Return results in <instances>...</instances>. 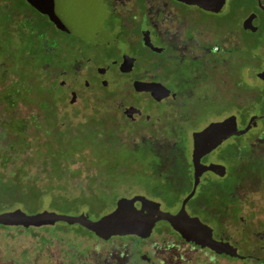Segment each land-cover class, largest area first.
I'll return each instance as SVG.
<instances>
[{
  "label": "flooded vegetation",
  "instance_id": "flooded-vegetation-1",
  "mask_svg": "<svg viewBox=\"0 0 264 264\" xmlns=\"http://www.w3.org/2000/svg\"><path fill=\"white\" fill-rule=\"evenodd\" d=\"M23 1L22 12L12 9L11 19L26 16L30 32L50 44L51 56L58 63L62 58L54 55L56 42L50 39L55 32L100 47L98 57L88 51L85 60H100L94 71L102 86H107L105 74L110 66L128 77L124 91L142 101L123 98L116 104L124 120L145 131L167 132L174 144H179L178 134L173 135L178 125L187 127V179L180 157H167L158 168L160 184L175 200L163 205L162 200L142 192L118 198L142 195L158 203L162 211L176 214L183 209L188 217L209 226L214 240L236 250V254L216 253L184 238L168 221L159 220L148 236L129 235L136 247H130L124 236L102 240L94 235L101 244L99 250L90 245L91 260L125 264L121 255L133 249L131 264H264V125L255 123L242 134L226 136L203 154L200 168H212L201 172L197 181L192 160L193 134L209 124L235 116L237 130H241L252 115L264 119L260 77L264 72V0H204L208 6L202 0ZM249 50L260 66L251 75ZM234 52L241 54L236 62L239 76L230 85ZM60 77L64 73L58 68L56 88L70 94L67 99L75 104L76 91ZM135 83L148 90L136 89ZM254 102L261 109L249 112ZM242 114L249 115L239 123ZM223 130L227 132L226 125ZM215 138V134L205 137L208 143ZM134 206L140 208L141 203L136 201Z\"/></svg>",
  "mask_w": 264,
  "mask_h": 264
},
{
  "label": "rangeland",
  "instance_id": "rangeland-1",
  "mask_svg": "<svg viewBox=\"0 0 264 264\" xmlns=\"http://www.w3.org/2000/svg\"><path fill=\"white\" fill-rule=\"evenodd\" d=\"M8 2L10 9L22 12L24 1L0 0V212L47 209L69 215L85 212L90 219H97L113 209L120 195L142 192L162 200L163 205L173 202L175 199L160 184L158 168L165 165L167 157H180L187 179V127L178 125L173 135L178 134L179 144H174L167 132L145 131L139 124L124 120L116 104L123 98L142 101L124 91L128 77L110 66L105 74L107 86H102L94 71L100 60H85L88 51L98 57L100 47L87 46L58 32L50 37L56 42L54 55L62 58L58 67L64 77L58 80L71 84L77 101L70 104V94L46 87L37 75L28 77V98L16 96L17 85L12 82L22 64L21 52L33 46L25 58L28 66L34 65L40 55L34 42L19 39L23 31L31 33L28 21L21 15L11 22ZM16 34L18 39L14 40L11 36ZM248 53L251 75L260 66L252 51ZM240 55H232L230 85L239 76L236 62ZM260 109L256 102L248 107L249 112ZM248 115H239V123ZM256 125L263 126L264 119L257 120ZM123 239L130 247L138 245L132 237ZM100 244L92 232L77 224L3 226L0 264H95L90 245L97 248ZM131 250L121 255L125 264L135 260Z\"/></svg>",
  "mask_w": 264,
  "mask_h": 264
},
{
  "label": "water",
  "instance_id": "water-1",
  "mask_svg": "<svg viewBox=\"0 0 264 264\" xmlns=\"http://www.w3.org/2000/svg\"><path fill=\"white\" fill-rule=\"evenodd\" d=\"M200 3L203 6L209 5V3L204 0ZM99 71L103 72V69H99ZM260 77L264 81V72ZM103 84H106L105 81ZM140 85V83H135L136 89L148 90L146 87H138ZM156 98L159 99L160 96ZM75 100L76 96L72 93L71 101L74 102ZM258 119L259 117L256 115L250 116L246 126L241 130H237L236 117L230 116L223 122L211 123L201 131L195 132L193 134L192 160L196 181L201 172L212 168L211 165L200 168L198 164L200 157L215 148L226 136L246 132L255 125ZM223 125H226V133L223 130ZM209 134L216 135V138L211 143H208L205 139ZM136 201L141 203L140 208L134 206ZM159 220L168 221L172 229L181 236L208 247L216 253L236 254V250L227 242L214 240L212 238L211 228L201 223L196 217H188L183 209L176 214L162 211L158 203L142 195H134L131 198L120 197L111 211L95 220L90 219L85 212L69 215L44 209L33 213H26L21 208L0 212V226L37 228L41 226H53L57 222H63L67 224H77L92 232L98 238L106 239L111 236L123 237L129 235H136L141 238L146 237L150 234L155 222Z\"/></svg>",
  "mask_w": 264,
  "mask_h": 264
},
{
  "label": "trees",
  "instance_id": "trees-1",
  "mask_svg": "<svg viewBox=\"0 0 264 264\" xmlns=\"http://www.w3.org/2000/svg\"><path fill=\"white\" fill-rule=\"evenodd\" d=\"M6 8L8 10V13H10L12 9L9 8V2L6 4ZM11 22H14V20L11 19ZM10 30L12 31V28H10ZM11 37L14 40L18 39L17 34ZM19 39H21L22 41L28 40V41H31L32 43L34 42L33 45H35L36 48L38 49L40 56L38 57V60L34 65L32 64L28 66V64L25 62V58H27L26 55L30 50H32L33 46L27 48L29 51L25 49L24 51L21 52L20 56L17 55L21 59L22 64H20V69L15 72L16 79L12 82V83H16L17 85V88L14 90V93L17 94L16 96L28 98L29 95L27 94L28 93L27 89L29 88V83L27 84V82H28V77L32 75H37L39 78V81L43 83L46 87L50 89L56 88L55 79H56V76L58 75L59 67H58V60L51 56L52 55L51 48L47 44H44L43 38H39L35 34H32V33L28 34L25 31H23V34L19 37ZM11 47L12 46H8V49H11ZM23 94L25 96H22ZM12 95L13 94L9 93L10 97ZM1 184H4V183L1 182ZM66 198H69V197H66ZM73 199H76V198H73ZM0 227H3V226H0Z\"/></svg>",
  "mask_w": 264,
  "mask_h": 264
}]
</instances>
